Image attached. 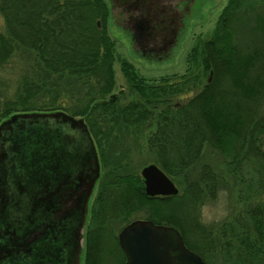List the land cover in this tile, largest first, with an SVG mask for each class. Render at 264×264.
<instances>
[{
  "label": "trees",
  "instance_id": "obj_1",
  "mask_svg": "<svg viewBox=\"0 0 264 264\" xmlns=\"http://www.w3.org/2000/svg\"><path fill=\"white\" fill-rule=\"evenodd\" d=\"M103 1L0 0V71L9 63L21 69L0 103V121L20 112L64 111L83 118L96 146L102 172L84 264H106L112 254L104 244L107 222L125 225L143 206L144 219L174 227L207 264H264V0L226 1L210 35L188 53L199 73L148 83L120 61L121 74L137 95L123 104L108 97L114 57ZM200 77L205 81L193 95L172 100L192 91ZM110 136L116 142L128 138L150 153L174 184L181 182L179 192L146 196L138 173L126 171L118 158H106ZM205 146L224 155L233 177L230 194L240 203L211 228L194 215L200 199L214 197L223 183L202 160ZM116 247L115 264H124L117 242Z\"/></svg>",
  "mask_w": 264,
  "mask_h": 264
},
{
  "label": "water",
  "instance_id": "obj_2",
  "mask_svg": "<svg viewBox=\"0 0 264 264\" xmlns=\"http://www.w3.org/2000/svg\"><path fill=\"white\" fill-rule=\"evenodd\" d=\"M175 39L174 35L171 45ZM98 171L94 147L81 119L63 112H31L2 121L0 264H41L40 249H33L30 262H25L27 256L19 257L17 247L22 235L28 237L38 230L42 225L39 221L55 213L49 211L50 207L62 206L71 192L81 195L83 206ZM139 174L146 196L177 194L174 183L155 164L144 165ZM79 181L86 184L83 191ZM79 204L69 210L76 212ZM80 210L79 222L72 225L74 236L69 237L71 249L64 245L50 249V264H78ZM117 242L124 264H207L184 245L174 227L148 219L126 223L117 233Z\"/></svg>",
  "mask_w": 264,
  "mask_h": 264
},
{
  "label": "rangeland",
  "instance_id": "obj_3",
  "mask_svg": "<svg viewBox=\"0 0 264 264\" xmlns=\"http://www.w3.org/2000/svg\"><path fill=\"white\" fill-rule=\"evenodd\" d=\"M226 1L227 0H199L198 3L194 7H191L190 11L183 16L181 21V29L174 43L168 48L169 50L167 51L166 55L159 60L153 59L151 61L144 60L129 50L125 37H123L120 30L113 26L111 22H107V14L105 18L106 34L111 42V50L114 57L112 63L114 86L111 93L115 96L118 103L123 104L129 100L137 99V95L129 90L126 80L121 74L119 66L120 61H125L130 64L132 70L138 74V76L147 80L148 83H155L158 81V79L166 76L168 77L173 74L179 75L185 72L199 73L200 68L198 62L194 64L188 61V53L198 40L206 38L210 35L217 16L225 5ZM105 6H107L106 3ZM0 31H3V21L1 15ZM7 67L8 68L2 69V71H0V81L4 85V87L0 86V103L4 100V98L9 96L11 92L10 89L12 87L11 84L17 80V75L21 72L20 68H13V64L11 63H9ZM188 67L189 69H187ZM204 81V77H200L199 83H196V86L192 88V91L187 93L179 92L178 95L172 97V100L179 102L184 98L190 97L200 88V85ZM113 140L114 138H111L108 145H106L104 148V150H106V158L108 157L111 161L114 159V157L120 159L124 164H126V171L136 172L139 174L140 169L144 165L150 163L154 164L152 155L146 152L143 148L139 149L130 139L121 138L117 142ZM203 151L202 160L208 164V166L213 171L219 173L223 178V183L215 192L214 197L220 190H225L228 193L229 212L216 223H201L197 214L198 205L209 201L210 198H201L200 203L196 204L195 206V219L198 220L202 225L211 228L223 220L228 219L229 216L239 207L240 203H234V198L230 194V186L233 183V177L232 173H229L230 165L227 164V160L224 161V155L222 156L218 152L215 153V151L210 152L207 146L204 147ZM228 155L229 153L226 156L228 157ZM176 184L174 185L177 188L178 193L179 188H182V184L178 181ZM261 198H264V192L261 194ZM91 204L89 202V214L91 210ZM146 213L147 210L145 206H143L134 214H132L129 220L144 219L146 217ZM88 221L89 217L87 218L85 224L89 223ZM123 225L124 222H118L114 219L112 221H108L106 224L107 232L110 235L107 236L106 243L104 244L108 245L112 249V254L110 255V258L107 259L106 264H115L116 261L120 259V255L116 247L117 240L115 241L114 238H116V234ZM84 231L85 229L82 230V232ZM193 239L194 237L192 234L187 233V240L192 241ZM83 246L84 243L81 241V247L83 248Z\"/></svg>",
  "mask_w": 264,
  "mask_h": 264
},
{
  "label": "flooded vegetation",
  "instance_id": "obj_4",
  "mask_svg": "<svg viewBox=\"0 0 264 264\" xmlns=\"http://www.w3.org/2000/svg\"><path fill=\"white\" fill-rule=\"evenodd\" d=\"M168 1L170 0H104L108 10L107 22H111L113 26L120 30L123 37H125L129 50L138 57L149 61L153 59L159 60L163 58L169 50L168 48L171 45L173 36L175 35V37H177L182 26L181 21L183 16L188 13L191 7H194L199 0H171L170 4H168ZM108 97L111 99L114 95L111 93ZM31 112L37 111L16 113L4 118L0 123L14 115ZM55 112H63L74 119H81L83 125H85V129L94 147L99 169L98 177L93 182L92 188L84 204H82L83 206H81V195L77 192H71L63 199L64 203L62 206L55 205L50 207L49 211L55 213L52 215L48 214L39 221L42 225H39V229L36 230L37 232L35 231L28 237L25 234L22 235L17 249L20 258H25V256H27L25 262H30V255L33 249H40L42 251L38 257L40 263L50 264V249L63 245L71 249L72 240H70L69 237L74 236V232H71L72 225L79 222L81 217L80 209L82 208V223L77 230V246L79 249L78 264H84L86 242L88 231L90 230L89 223L85 224V222L89 217V202L90 204L93 202L97 183L101 175L100 161L95 143L83 118L72 116L64 111ZM84 179L85 178H83L82 181H85ZM82 181H79L77 184ZM85 187L86 184L83 182L79 189L83 191ZM75 204H79L77 211L69 210V208ZM83 229H85L84 232H82ZM81 241L84 243L83 248L81 247ZM1 256H3V254L0 255V257Z\"/></svg>",
  "mask_w": 264,
  "mask_h": 264
},
{
  "label": "clouds",
  "instance_id": "obj_5",
  "mask_svg": "<svg viewBox=\"0 0 264 264\" xmlns=\"http://www.w3.org/2000/svg\"><path fill=\"white\" fill-rule=\"evenodd\" d=\"M229 212L228 193L225 190L217 192L214 198L198 205L197 214L201 223H216ZM173 255H176L173 253Z\"/></svg>",
  "mask_w": 264,
  "mask_h": 264
}]
</instances>
